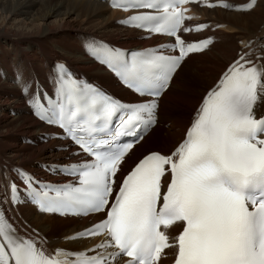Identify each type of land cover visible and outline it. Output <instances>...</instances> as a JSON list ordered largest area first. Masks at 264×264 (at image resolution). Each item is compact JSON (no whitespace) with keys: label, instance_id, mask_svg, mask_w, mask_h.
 <instances>
[{"label":"snow or ice","instance_id":"snow-or-ice-1","mask_svg":"<svg viewBox=\"0 0 264 264\" xmlns=\"http://www.w3.org/2000/svg\"><path fill=\"white\" fill-rule=\"evenodd\" d=\"M190 2L111 0L113 7L124 10L146 9L121 23L172 37L169 47L176 56L151 50L129 58L103 41L84 43L90 56L145 97L139 103L125 104L82 83L57 62L50 73L56 98L48 97L45 104L38 80L17 67L15 81L31 97L33 112L61 129L77 154L90 159L44 165L48 171L75 176L76 184L53 185L14 167L21 183L9 180L6 191L11 195L5 199L22 202V185L42 212L99 213L103 218L98 223L66 239H104L81 252H49L43 241L21 236L0 207V264H160L167 248L176 249L174 264H264V116L257 117L254 110L264 103V58L253 60L245 53L229 65L202 99L175 150L170 155L148 153L120 179L125 157L134 147L121 138L143 139L156 123L158 98L173 74L191 53L203 52L212 43L207 39L186 44L182 39V32L193 30L185 26L192 18L183 6ZM256 3L248 0L241 10H252ZM222 6L234 7L227 0ZM4 179L0 171V183ZM178 223L183 230L170 243L161 228Z\"/></svg>","mask_w":264,"mask_h":264},{"label":"bare ground","instance_id":"bare-ground-1","mask_svg":"<svg viewBox=\"0 0 264 264\" xmlns=\"http://www.w3.org/2000/svg\"><path fill=\"white\" fill-rule=\"evenodd\" d=\"M242 1L244 0H229L231 4ZM194 11L195 17L201 16L200 18L211 20L209 27L196 36L214 33L216 39L206 50L191 54L187 59L193 61L197 55L209 58L204 62V73L199 70L197 75L198 79L201 78L200 81H204L203 89L198 87L186 106L193 110L200 95L212 86L226 64L237 55V49L245 42L250 41L249 45L259 48L264 55V0H257L255 8L249 11L199 7L196 4ZM121 16V11L109 8L107 3L101 0H0V165L3 169H10L12 164H23L43 173L41 162L78 158V155L74 154L76 147L63 136L42 140L39 138L38 134L55 128L30 112L20 85L13 79L18 66L25 68L26 76H31L35 70L41 79L46 80L53 60L63 59L77 70L99 80L111 91L124 94L130 99L139 98L118 84L110 72L84 52V43L95 37L106 38L128 48L166 39L157 34L148 37L138 28L122 25L119 22ZM217 48V51H211ZM186 62L181 63L167 90L161 95L159 119L167 121L168 125L162 126L166 133L154 142L160 140L164 149L173 146L182 137L193 111H189L188 117L186 112L179 115L165 106V103H168L165 100L170 96L169 90L182 76ZM172 107L175 109L176 105ZM158 127L155 125L141 141L134 144L132 152L125 158L124 168H128L147 150L145 146L141 147L142 149L139 147L151 133L157 132ZM29 137L34 140L29 141ZM51 178L62 179L64 176L57 174ZM11 212L23 225H34L46 233L51 245L63 244L64 235L77 231L101 217L100 214L80 218L47 215L36 211L30 203H23L16 209H11ZM94 241L95 238H84L66 244L83 247Z\"/></svg>","mask_w":264,"mask_h":264},{"label":"rangeland","instance_id":"rangeland-1","mask_svg":"<svg viewBox=\"0 0 264 264\" xmlns=\"http://www.w3.org/2000/svg\"><path fill=\"white\" fill-rule=\"evenodd\" d=\"M217 50H218V48L214 49V50H211V51L215 52ZM196 57H197V61L196 62L190 60L189 62L187 61L185 63L186 67L183 69V71L181 73L182 76L179 77L178 82L175 85L174 84L172 85V87L169 90L170 96L167 97L166 100H165V101H168V103L167 102L165 103L166 108H168V110L171 109L169 111L173 110L174 113H178L179 115L182 114V111L178 112L177 108L175 107V109H174L172 107V105H176V104L179 105V103L181 102L180 104H182V105H184L186 107L188 105V102L196 94V91L198 89L197 85L200 84L202 86L204 84V81H200L201 78L198 79L197 75H199V73H198L199 70L202 71V72L204 71L203 70V65H204L205 60L208 57L207 56H202V55H197ZM197 69H198V71H197ZM168 105H171V106H168ZM174 113H172V114H174ZM189 114L190 113H188V117H189ZM163 125H160V126L158 125L159 127L156 128V131L158 132V134L159 133L161 134V127ZM167 125H168V123L166 125H164L163 127H166ZM159 138H162V137H159ZM159 141H157L155 143H160L162 145V143L159 142Z\"/></svg>","mask_w":264,"mask_h":264},{"label":"trees","instance_id":"trees-1","mask_svg":"<svg viewBox=\"0 0 264 264\" xmlns=\"http://www.w3.org/2000/svg\"><path fill=\"white\" fill-rule=\"evenodd\" d=\"M199 88H202L203 89V87L199 84V85H197ZM205 91V90H204ZM202 96V94L200 95V97ZM198 99H200V98H198ZM181 103V102H180ZM179 103V105H177L176 104V108H177V110H178V112L179 111H182V114L184 113V112H186L187 113V115H188V113H189V111L191 110H193V109H188V108H186L184 105H182V104H180ZM193 112V111H192ZM181 113V112H180ZM184 115V114H183ZM166 132H164L163 131V127H161V134L159 133L158 134V132H156V134H155V132L152 134H150L149 135V137L145 140V142H143V144L139 147V149H142V148H144V146H145V148H147V150H145L144 152H146V151H148V150H150V149H152V145L155 143L154 142V140L155 139H157V138H159V137H162L164 134H165ZM162 146V148H163V145H161ZM142 147V148H141ZM138 149V150H139ZM143 152V153H144Z\"/></svg>","mask_w":264,"mask_h":264}]
</instances>
